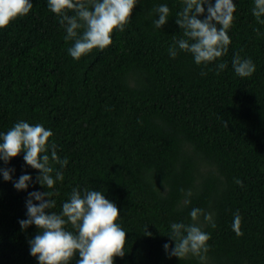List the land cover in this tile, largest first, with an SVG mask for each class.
<instances>
[{"label": "trees", "instance_id": "1", "mask_svg": "<svg viewBox=\"0 0 264 264\" xmlns=\"http://www.w3.org/2000/svg\"><path fill=\"white\" fill-rule=\"evenodd\" d=\"M32 3L27 16L0 29V133L21 120L53 132L68 164L50 161L64 180L49 189L58 195L46 211L59 214L73 188L100 190L120 209L117 223L127 233L126 255L115 264H202L191 255L169 258L163 247L175 246L170 225L192 223L198 207L216 223L200 218L210 234L203 264H264V25L252 14L253 0H234L229 51L207 66L190 53L169 55L182 37L175 23L182 0H138L125 31L79 60L69 55L73 41L64 39L48 0ZM162 4L170 15L157 29L153 9ZM236 53L255 63L250 78L235 74ZM220 62L228 67L217 74ZM23 155L0 161L15 169L12 181L0 174V264H39L29 244L39 229L19 221L28 218V194L48 189ZM24 174L32 181L17 190ZM237 210L240 236L232 229Z\"/></svg>", "mask_w": 264, "mask_h": 264}, {"label": "clouds", "instance_id": "2", "mask_svg": "<svg viewBox=\"0 0 264 264\" xmlns=\"http://www.w3.org/2000/svg\"><path fill=\"white\" fill-rule=\"evenodd\" d=\"M137 4L138 0H48L49 10L65 30L64 39L73 41L68 53L75 60L94 49L104 50L110 46L113 33L125 31L131 23ZM253 5L252 14L259 24L264 25V0H253ZM32 8V0H0V29L27 16ZM153 11L158 14L153 24L160 29L168 23L170 8L162 4ZM235 12L234 0H215L214 3L213 0H182V9L175 19L182 30V37L174 39L168 49L169 55L176 58L183 51L190 53L197 65L207 66L216 62L229 51L231 39L228 33L234 24ZM256 31L259 34V29ZM227 67L224 62L217 64V74ZM232 68L240 78H250L256 71L253 60L243 58L239 53L232 57ZM201 75L207 73L202 72ZM53 135L42 124L32 125L24 120L16 122L6 133H0V161L8 164L24 153L26 164L39 170L36 181L48 189L28 194V218L19 221L24 230L31 225L39 229L29 240L30 254L37 258L39 264H70L77 255L76 264H115L116 257L126 255L127 233L117 223L120 209L102 191L73 188L59 214L46 211L56 206L52 197L58 193L49 189H53L57 181L64 180V172L60 169L68 164L67 158L61 159L57 155L55 140H50ZM50 161L59 164L60 169H55ZM14 171V168H0L5 181L13 180ZM31 181V175H21L14 182V187L27 190ZM235 183L244 186L240 179ZM190 217L192 223L174 222L170 225L168 236L175 241V246L166 243L163 247L169 258L175 256L182 260L191 255L203 264L210 248V234L203 230L200 218L203 217L204 223L212 228H216V223L212 213L198 207L190 211ZM233 217V231L238 236L243 235L239 210ZM68 224L75 231L67 230ZM144 235L151 236L152 233L147 228Z\"/></svg>", "mask_w": 264, "mask_h": 264}]
</instances>
